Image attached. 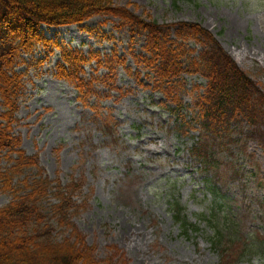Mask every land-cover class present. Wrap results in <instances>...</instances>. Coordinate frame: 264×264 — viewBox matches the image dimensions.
I'll list each match as a JSON object with an SVG mask.
<instances>
[{
    "label": "rangeland",
    "instance_id": "rangeland-1",
    "mask_svg": "<svg viewBox=\"0 0 264 264\" xmlns=\"http://www.w3.org/2000/svg\"><path fill=\"white\" fill-rule=\"evenodd\" d=\"M113 1L160 25L200 23L264 90V0H178L175 5L173 0ZM116 22L94 17L81 25L90 31L79 26L41 28L47 39L61 46L102 55L115 51L126 58L132 77L118 68L116 90L108 92L107 85L97 83L91 108H86L71 85L54 78L57 51L50 54L37 47L33 56L23 55L25 65L17 71L26 72L24 92L13 125L21 148L38 156L50 180L83 181L82 192L73 200L85 205L72 221L87 244L96 248L97 260L116 250L128 264H220V249L227 246L223 264H264L259 251L264 247L260 143L251 138L248 124L239 120L220 133L222 139L207 138L209 161L194 158L195 143L203 135L192 112L193 97L205 82L199 76H185L182 111L171 113L130 57V52H141L143 38L117 29ZM32 58L42 59V66L35 67ZM92 70L87 68V75ZM181 118L188 128L180 125ZM11 200V195L0 193V208ZM173 202L198 233L189 237L180 233ZM224 223L232 226L238 245H250L251 258L235 261L237 244L235 249L228 243L221 248L212 244L213 231Z\"/></svg>",
    "mask_w": 264,
    "mask_h": 264
},
{
    "label": "trees",
    "instance_id": "trees-1",
    "mask_svg": "<svg viewBox=\"0 0 264 264\" xmlns=\"http://www.w3.org/2000/svg\"><path fill=\"white\" fill-rule=\"evenodd\" d=\"M177 1L173 0V4ZM94 17L116 19L117 29H126L131 37L143 38L141 52L138 55L130 52V57L138 70L145 71L153 90L162 95L171 113L179 115L182 111L184 77L195 75L203 79L205 85L203 89L196 88L192 104L195 123L203 135L202 141L195 143L194 158L209 161L210 150L204 144L207 138L222 139L220 133L236 126L239 120L248 124L251 138L260 143L264 154V90L259 89L200 23L182 21L160 25L113 0H0V193L12 196L0 208V264H128L124 254L118 255L116 250L104 260H97L96 248L87 244L73 223L72 217L85 205L73 200L82 192L83 181L70 178L63 184L59 179L50 180L38 156L27 155L21 148L20 136L13 134L26 76V72H18L17 68L25 65L22 56H33L37 47L50 54L58 52L60 59L54 66L53 76L71 85L86 108H91L97 83L107 85L108 92L116 90L118 68L132 77L126 58L115 51L110 55L93 50L84 52L61 46L41 32L43 26L73 25L87 29L81 25ZM31 61L35 67L43 64L42 59ZM87 68L93 69L91 75H87ZM101 70L104 72L98 74ZM185 124L181 118L180 125ZM212 194L218 197L215 189ZM170 206L183 236L198 233L197 226L186 220L178 203ZM57 231L60 236L55 235ZM213 232L212 244L216 247L228 243L235 249L239 243L232 236L235 235L232 226L225 223ZM249 246L246 242L237 246L240 252L235 261L252 257ZM224 247V251L220 249V264L229 249ZM263 249L259 247L264 256Z\"/></svg>",
    "mask_w": 264,
    "mask_h": 264
},
{
    "label": "bare ground",
    "instance_id": "bare-ground-1",
    "mask_svg": "<svg viewBox=\"0 0 264 264\" xmlns=\"http://www.w3.org/2000/svg\"><path fill=\"white\" fill-rule=\"evenodd\" d=\"M103 18V17H102ZM106 18V17H105ZM71 26H73V25H71ZM67 27H70V26H67ZM53 75H54V71H53Z\"/></svg>",
    "mask_w": 264,
    "mask_h": 264
}]
</instances>
